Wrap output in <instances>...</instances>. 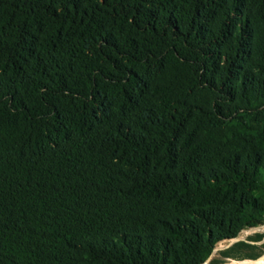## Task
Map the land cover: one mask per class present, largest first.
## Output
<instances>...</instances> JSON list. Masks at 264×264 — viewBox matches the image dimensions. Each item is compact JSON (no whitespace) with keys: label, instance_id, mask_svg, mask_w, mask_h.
<instances>
[{"label":"trees","instance_id":"16d2710c","mask_svg":"<svg viewBox=\"0 0 264 264\" xmlns=\"http://www.w3.org/2000/svg\"><path fill=\"white\" fill-rule=\"evenodd\" d=\"M258 225L264 0H0V264H204Z\"/></svg>","mask_w":264,"mask_h":264},{"label":"rangeland","instance_id":"374dc122","mask_svg":"<svg viewBox=\"0 0 264 264\" xmlns=\"http://www.w3.org/2000/svg\"><path fill=\"white\" fill-rule=\"evenodd\" d=\"M255 230V231H254ZM240 236V237H239ZM264 243V225H258L255 227H249L242 229L237 236L219 241L209 258L204 264H218V262L224 261L227 258L238 259L249 257H241L248 252H258L259 256L264 255V249L262 244ZM229 251L232 254L239 257H233L231 255H224L223 251ZM220 264H238L236 261H227ZM242 264V263H241Z\"/></svg>","mask_w":264,"mask_h":264},{"label":"water","instance_id":"95a60500","mask_svg":"<svg viewBox=\"0 0 264 264\" xmlns=\"http://www.w3.org/2000/svg\"><path fill=\"white\" fill-rule=\"evenodd\" d=\"M260 259H261V256H257V257H255V258H250V259H245V258H240V259H232V258H227V259H225L224 261H221V262H218V264H220V263H222V262H227V261H236L238 264H241V263H245V262H247V261H249V262H258V261H260Z\"/></svg>","mask_w":264,"mask_h":264},{"label":"bare ground","instance_id":"6f19581e","mask_svg":"<svg viewBox=\"0 0 264 264\" xmlns=\"http://www.w3.org/2000/svg\"><path fill=\"white\" fill-rule=\"evenodd\" d=\"M255 231V230H254ZM240 237V236H239ZM264 255H262L261 256V259H260V261H258V262H249V261H247V262H245V263H242V264H264V257H263Z\"/></svg>","mask_w":264,"mask_h":264}]
</instances>
